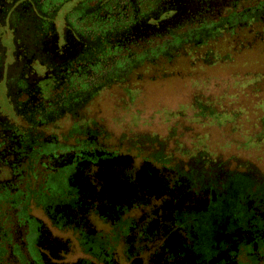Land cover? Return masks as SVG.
Masks as SVG:
<instances>
[{"label": "flooded vegetation", "instance_id": "obj_1", "mask_svg": "<svg viewBox=\"0 0 264 264\" xmlns=\"http://www.w3.org/2000/svg\"><path fill=\"white\" fill-rule=\"evenodd\" d=\"M240 1L160 0L132 36L164 29L161 11L208 20ZM25 4L0 0V264H264V128L243 143L181 122L116 129L99 97L87 107L64 19L33 45Z\"/></svg>", "mask_w": 264, "mask_h": 264}, {"label": "trees", "instance_id": "obj_2", "mask_svg": "<svg viewBox=\"0 0 264 264\" xmlns=\"http://www.w3.org/2000/svg\"><path fill=\"white\" fill-rule=\"evenodd\" d=\"M32 1L35 4H25L29 7L26 18L40 21L23 23L30 43L40 44L52 21L61 19L66 22V31L79 41L81 52L74 64L85 65L87 107L92 98L113 88L123 90L132 101L144 81L178 74V62L185 61L191 67L212 66L264 46V0H241L208 20L201 17L170 23L175 15L161 11L158 23H167L165 28L137 38L132 36V27L149 14L157 18L153 15L160 0H135L139 4H120L126 0ZM260 79L264 73L253 75V81ZM190 105L197 115L212 120L233 116L216 110L213 102L203 101L198 94ZM261 122L264 128V115ZM263 138L264 133L250 137L257 141Z\"/></svg>", "mask_w": 264, "mask_h": 264}, {"label": "rangeland", "instance_id": "obj_3", "mask_svg": "<svg viewBox=\"0 0 264 264\" xmlns=\"http://www.w3.org/2000/svg\"><path fill=\"white\" fill-rule=\"evenodd\" d=\"M255 49L244 51L229 62L212 66L191 67L185 61L178 62V74L144 81L132 101L121 89L105 91L98 98L101 117L116 129L143 127L161 131L169 124L181 122L199 131L209 130L214 141L228 138L243 143L263 127L264 79L255 82L253 75L264 73V46ZM197 94L203 101L213 102L216 110L233 116L190 121L195 111L190 104ZM177 111L183 114L175 119L169 117ZM260 145L263 143L239 152L262 154ZM230 146L229 151L237 153V144L230 143Z\"/></svg>", "mask_w": 264, "mask_h": 264}]
</instances>
